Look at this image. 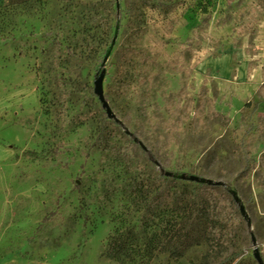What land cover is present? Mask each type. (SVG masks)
Segmentation results:
<instances>
[{
	"label": "rangeland",
	"instance_id": "374dc122",
	"mask_svg": "<svg viewBox=\"0 0 264 264\" xmlns=\"http://www.w3.org/2000/svg\"><path fill=\"white\" fill-rule=\"evenodd\" d=\"M256 249L264 263V0H0V264Z\"/></svg>",
	"mask_w": 264,
	"mask_h": 264
},
{
	"label": "trees",
	"instance_id": "16d2710c",
	"mask_svg": "<svg viewBox=\"0 0 264 264\" xmlns=\"http://www.w3.org/2000/svg\"><path fill=\"white\" fill-rule=\"evenodd\" d=\"M177 231L178 233L175 235L174 239L176 240V242H178V245H176V247L178 248L177 252L179 256H182L184 250L192 245L193 238L185 233L179 234V229ZM204 242L210 246H213V243L215 245L216 243L219 244V241H217V239H215L214 237L211 238L209 235L205 237ZM121 250H124V244H122V241H118L113 237L110 238V241L107 242V255L114 256L115 252L118 253ZM210 259L211 256L205 254L198 261H191V264H210Z\"/></svg>",
	"mask_w": 264,
	"mask_h": 264
},
{
	"label": "water",
	"instance_id": "95a60500",
	"mask_svg": "<svg viewBox=\"0 0 264 264\" xmlns=\"http://www.w3.org/2000/svg\"><path fill=\"white\" fill-rule=\"evenodd\" d=\"M95 84H96L95 91L98 94V96L100 98H102V85L99 83L98 80L95 81ZM253 255H254V257H255V259H256L258 264H264L263 261H262L261 256L258 253L257 249L254 251Z\"/></svg>",
	"mask_w": 264,
	"mask_h": 264
}]
</instances>
